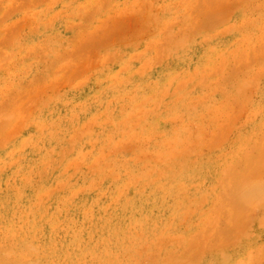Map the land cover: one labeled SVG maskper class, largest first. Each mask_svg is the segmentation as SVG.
Listing matches in <instances>:
<instances>
[{
    "label": "rangeland",
    "instance_id": "374dc122",
    "mask_svg": "<svg viewBox=\"0 0 264 264\" xmlns=\"http://www.w3.org/2000/svg\"><path fill=\"white\" fill-rule=\"evenodd\" d=\"M25 263L264 264V0H0V264Z\"/></svg>",
    "mask_w": 264,
    "mask_h": 264
},
{
    "label": "bare ground",
    "instance_id": "6f19581e",
    "mask_svg": "<svg viewBox=\"0 0 264 264\" xmlns=\"http://www.w3.org/2000/svg\"><path fill=\"white\" fill-rule=\"evenodd\" d=\"M244 9V8H243ZM243 21V20H242ZM251 21V20H250ZM235 26V25H234ZM229 31V30H228ZM134 45V44H133ZM214 45V44H213ZM135 46V45H134ZM185 50V49H184ZM131 57V56H130ZM123 70V69H122ZM137 73V72H136ZM182 73V72H181ZM140 75V74H139ZM115 77V76H114ZM254 78H256V77H254ZM116 79V78H115ZM203 79V78H202ZM205 80V79H204ZM253 80V79H252ZM240 81V80H239ZM248 82H250V81H248ZM127 83V82H126ZM253 83V82H252ZM251 83V84H252ZM255 85V84H254ZM257 87V86H256ZM165 90V89H164ZM215 91V90H214ZM200 93V92H199ZM152 94V93H151ZM208 97V96H207ZM205 99V98H204ZM190 100V99H189ZM214 101V100H213ZM90 102V101H89ZM222 102V101H221ZM253 104V103H252ZM43 105V104H42ZM84 105V104H83ZM158 105V104H157ZM51 106V105H50ZM191 106V105H190ZM258 106V105H257ZM206 107V106H205ZM220 107V106H219ZM256 109V108H255ZM85 110V109H84ZM184 113V112H183ZM213 114V113H212ZM203 116V115H202ZM203 118V117H202ZM184 119H185V117H184ZM204 119V118H203ZM181 120V119H180ZM227 121V120H226ZM44 123V122H43ZM35 124H36V122H35ZM58 124V123H57ZM56 124V125H57ZM88 124V123H87ZM90 124V123H89ZM92 125V124H91ZM36 126H38V125H36ZM174 127V126H173ZM16 128V127H15ZM45 128V127H44ZM67 128V127H66ZM38 130V129H37ZM12 132V131H11ZM39 132V131H38ZM48 132H50V131H48ZM53 132V131H52ZM34 133V132H33ZM56 138V137H55ZM61 139V138H60ZM28 141V140H27ZM33 142V141H32ZM39 142V141H38ZM78 142V141H77ZM30 144V143H29ZM42 144V143H41ZM32 145V144H31ZM45 147V146H44ZM143 147V146H142ZM162 147V146H161ZM177 147H178V145H177ZM181 147V146H180ZM31 148V147H30ZM41 148V147H40ZM39 148V149H40ZM157 148V147H156ZM33 149V148H32ZM30 150V149H29ZM141 150V149H140ZM184 150V149H183ZM179 152V151H178ZM175 153V152H174ZM178 156V155H177ZM85 157V156H84ZM182 157V156H181ZM15 158V157H14ZM164 159V158H163ZM167 162V161H166ZM189 162V161H188ZM32 163V162H31ZM191 163V162H190ZM24 164V163H23ZM192 164V163H191ZM178 165V164H177ZM8 167V166H7ZM181 167V166H180ZM15 168V167H14ZM13 168V169H14ZM75 169V168H74ZM187 170V169H186ZM149 171V170H148ZM10 172V171H9ZM74 172V171H73ZM19 173V172H18ZM42 175V174H41ZM65 175V174H64ZM260 175V174H259ZM197 177V176H196ZM12 179V178H11ZM22 182V181H21ZM34 185V184H33ZM129 186V185H128ZM259 186V185H258ZM58 187V186H57ZM236 188H238V187H235V189ZM247 188V187H246ZM249 189V188H248ZM255 192V191H254ZM235 194V193H234ZM253 195H255V194H253ZM236 196V195H235ZM238 196V195H237ZM236 196V197H237ZM201 200V199H200ZM204 200V199H203ZM205 201V200H204ZM185 209V208H184ZM176 211V210H175ZM192 211V210H191ZM26 212V211H25ZM21 220V219H20ZM23 220V219H22ZM47 220V219H46ZM82 221V220H81ZM20 226V225H19ZM20 228V227H19ZM112 229V228H111ZM113 233V232H112ZM53 236V235H52ZM60 245V244H59ZM220 252V251H219ZM84 254V253H83ZM174 260V259H173ZM50 261V260H49ZM26 264V263H25Z\"/></svg>",
    "mask_w": 264,
    "mask_h": 264
}]
</instances>
